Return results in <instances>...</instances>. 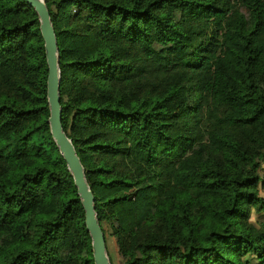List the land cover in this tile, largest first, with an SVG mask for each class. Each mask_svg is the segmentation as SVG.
I'll list each match as a JSON object with an SVG mask.
<instances>
[{
    "label": "trees",
    "instance_id": "1",
    "mask_svg": "<svg viewBox=\"0 0 264 264\" xmlns=\"http://www.w3.org/2000/svg\"><path fill=\"white\" fill-rule=\"evenodd\" d=\"M46 1L120 264H264V0ZM47 79L36 12L0 0V264H95Z\"/></svg>",
    "mask_w": 264,
    "mask_h": 264
},
{
    "label": "water",
    "instance_id": "2",
    "mask_svg": "<svg viewBox=\"0 0 264 264\" xmlns=\"http://www.w3.org/2000/svg\"><path fill=\"white\" fill-rule=\"evenodd\" d=\"M34 9L40 23L48 66L47 99L50 110L48 123L52 138L73 177L77 195L85 212V223L91 237L95 264H112L106 237L96 211V199L87 181L86 171L73 141L62 123L60 51L56 31L46 0H25Z\"/></svg>",
    "mask_w": 264,
    "mask_h": 264
},
{
    "label": "rangeland",
    "instance_id": "3",
    "mask_svg": "<svg viewBox=\"0 0 264 264\" xmlns=\"http://www.w3.org/2000/svg\"><path fill=\"white\" fill-rule=\"evenodd\" d=\"M262 196H264V192L262 191ZM253 220L254 221H263L264 215H257L253 214ZM108 252L111 256V259L113 260L114 264H120L121 259L118 254V248L114 237L109 236L108 237Z\"/></svg>",
    "mask_w": 264,
    "mask_h": 264
}]
</instances>
